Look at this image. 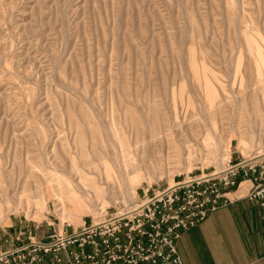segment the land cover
Returning a JSON list of instances; mask_svg holds the SVG:
<instances>
[{
    "label": "rangeland",
    "instance_id": "rangeland-1",
    "mask_svg": "<svg viewBox=\"0 0 264 264\" xmlns=\"http://www.w3.org/2000/svg\"><path fill=\"white\" fill-rule=\"evenodd\" d=\"M256 149L264 0H0L3 241Z\"/></svg>",
    "mask_w": 264,
    "mask_h": 264
},
{
    "label": "built area",
    "instance_id": "built-area-1",
    "mask_svg": "<svg viewBox=\"0 0 264 264\" xmlns=\"http://www.w3.org/2000/svg\"><path fill=\"white\" fill-rule=\"evenodd\" d=\"M246 181L241 195L260 203L264 219V153L256 149L221 172L147 188L124 208L80 226L67 222L45 238L19 230L4 239L10 247L0 249V264H182V232L226 205Z\"/></svg>",
    "mask_w": 264,
    "mask_h": 264
},
{
    "label": "crops",
    "instance_id": "crops-1",
    "mask_svg": "<svg viewBox=\"0 0 264 264\" xmlns=\"http://www.w3.org/2000/svg\"><path fill=\"white\" fill-rule=\"evenodd\" d=\"M244 185L249 188L251 182ZM245 192L242 187L232 192L231 201L182 232L176 242L182 264H264L262 208L241 195ZM9 247L0 236V249Z\"/></svg>",
    "mask_w": 264,
    "mask_h": 264
},
{
    "label": "bare ground",
    "instance_id": "bare-ground-1",
    "mask_svg": "<svg viewBox=\"0 0 264 264\" xmlns=\"http://www.w3.org/2000/svg\"><path fill=\"white\" fill-rule=\"evenodd\" d=\"M259 152H262V151H259ZM263 153H264V152H263ZM225 168H226V167H225ZM225 168L220 169V170H217V171H215V173L221 172V171L225 170ZM244 184H245V182H244L243 185H242V189L245 188V185H244ZM135 196H136V195H134V197H135ZM132 197H133V196H132ZM134 197H133V198H134ZM70 204H71L72 206H75V203H74L73 201H70ZM74 218H75V217H74ZM67 222H69L70 224L75 225L74 222H72V221H67ZM83 222H84V220H83L81 223H83ZM81 223H79V224H81ZM79 224H76L75 226H77V225L79 226Z\"/></svg>",
    "mask_w": 264,
    "mask_h": 264
}]
</instances>
